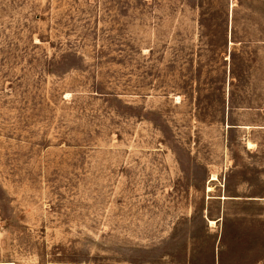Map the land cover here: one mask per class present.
<instances>
[{"label":"rangeland","instance_id":"374dc122","mask_svg":"<svg viewBox=\"0 0 264 264\" xmlns=\"http://www.w3.org/2000/svg\"><path fill=\"white\" fill-rule=\"evenodd\" d=\"M0 264H264V0H0Z\"/></svg>","mask_w":264,"mask_h":264}]
</instances>
